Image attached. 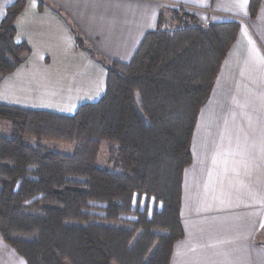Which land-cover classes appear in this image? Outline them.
I'll list each match as a JSON object with an SVG mask.
<instances>
[{
	"label": "trees",
	"instance_id": "trees-1",
	"mask_svg": "<svg viewBox=\"0 0 264 264\" xmlns=\"http://www.w3.org/2000/svg\"><path fill=\"white\" fill-rule=\"evenodd\" d=\"M27 1H14L0 22V80L32 51L15 39ZM260 1L250 2L252 18ZM169 12L171 23L161 13L130 61L105 63L103 95L75 113L0 103L10 123L0 133V236L25 264H171L184 237L192 136L240 22L203 25L183 7ZM103 144L111 165L98 166Z\"/></svg>",
	"mask_w": 264,
	"mask_h": 264
},
{
	"label": "crops",
	"instance_id": "crops-1",
	"mask_svg": "<svg viewBox=\"0 0 264 264\" xmlns=\"http://www.w3.org/2000/svg\"><path fill=\"white\" fill-rule=\"evenodd\" d=\"M14 1L0 0V22ZM250 2L28 0L15 21L16 41L32 51L0 80V103L62 114L103 95L105 63L130 61L161 13L240 22L192 136L171 264H264V0L253 18Z\"/></svg>",
	"mask_w": 264,
	"mask_h": 264
},
{
	"label": "rangeland",
	"instance_id": "rangeland-1",
	"mask_svg": "<svg viewBox=\"0 0 264 264\" xmlns=\"http://www.w3.org/2000/svg\"><path fill=\"white\" fill-rule=\"evenodd\" d=\"M165 19L167 24L171 23V13L167 11L165 13ZM0 133L4 134H10V123L8 121L0 120ZM27 140L32 144H38L43 147H49L53 149H57L62 152H71L74 148L73 143L68 142H62V141H56V140H42L41 142H38L35 138L29 137ZM98 166H105V165H111L108 161V155H107V145L103 144L100 150V154L98 156L97 160ZM259 237L264 240V229L262 230V233H260ZM11 251H8V250ZM13 252L14 255H12ZM15 258V259H14ZM25 264V261L18 257L16 252L10 248L2 239L0 236V264Z\"/></svg>",
	"mask_w": 264,
	"mask_h": 264
}]
</instances>
